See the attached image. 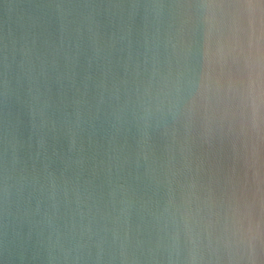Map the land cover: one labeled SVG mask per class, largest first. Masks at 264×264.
I'll return each mask as SVG.
<instances>
[{"label": "water", "instance_id": "water-1", "mask_svg": "<svg viewBox=\"0 0 264 264\" xmlns=\"http://www.w3.org/2000/svg\"><path fill=\"white\" fill-rule=\"evenodd\" d=\"M0 264H264V0H0Z\"/></svg>", "mask_w": 264, "mask_h": 264}]
</instances>
